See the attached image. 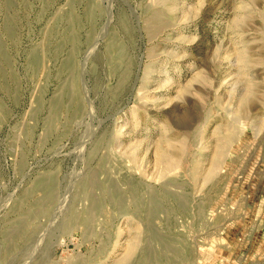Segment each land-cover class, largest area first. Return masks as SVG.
<instances>
[{"label": "rangeland", "instance_id": "374dc122", "mask_svg": "<svg viewBox=\"0 0 264 264\" xmlns=\"http://www.w3.org/2000/svg\"><path fill=\"white\" fill-rule=\"evenodd\" d=\"M0 264H264V0H0Z\"/></svg>", "mask_w": 264, "mask_h": 264}]
</instances>
